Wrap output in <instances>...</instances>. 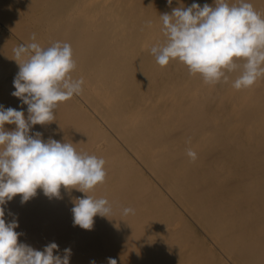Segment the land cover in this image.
I'll return each mask as SVG.
<instances>
[{
  "label": "bare ground",
  "instance_id": "bare-ground-1",
  "mask_svg": "<svg viewBox=\"0 0 264 264\" xmlns=\"http://www.w3.org/2000/svg\"><path fill=\"white\" fill-rule=\"evenodd\" d=\"M247 2L264 14V0ZM193 3L215 6L0 0V106L27 119V105L11 95L19 71L14 48L33 42V33L44 47L69 43L82 94L30 134L103 158L105 182L89 195L113 207L85 230L72 213L85 193L61 187L50 199L38 189L23 204L17 195L4 205V219L18 223V243L43 251L54 242L61 257L71 249L69 264H264V78L241 90L232 87L238 73L209 85L177 60L159 66L150 52L165 40L160 15ZM125 207L135 213L124 216Z\"/></svg>",
  "mask_w": 264,
  "mask_h": 264
},
{
  "label": "clouds",
  "instance_id": "clouds-1",
  "mask_svg": "<svg viewBox=\"0 0 264 264\" xmlns=\"http://www.w3.org/2000/svg\"><path fill=\"white\" fill-rule=\"evenodd\" d=\"M167 2L172 4V0ZM214 3V7L193 3L160 15L165 40L150 52L159 66L177 60L191 75H200L205 84L227 83L229 74L238 73L232 87L251 88L264 78V14L247 0L231 5L227 0ZM31 40L13 49L19 71L11 95L27 105V119L22 110L0 106V264H69L71 249H65L61 257L54 255L58 249L54 242L43 251L18 243V223L4 219V205L15 196L20 195L23 204L42 189L50 199L59 198L61 187L86 194L73 201L74 226L92 230L94 217L113 214L106 198L89 195L105 182L103 158L78 151L73 143L51 137L45 141L39 132L30 134L32 126L55 121L58 105L82 94L84 85L82 77L72 76L76 62L69 43L54 41L44 47L35 42V33ZM6 124L15 125L14 130H7ZM187 155L192 161L197 158L191 148ZM134 213L131 207L122 211L124 216ZM108 264L117 261L109 258Z\"/></svg>",
  "mask_w": 264,
  "mask_h": 264
}]
</instances>
